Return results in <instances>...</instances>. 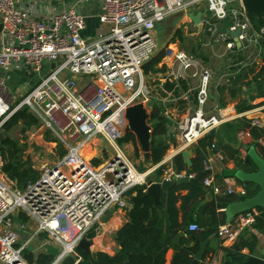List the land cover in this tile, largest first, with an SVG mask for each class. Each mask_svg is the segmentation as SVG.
<instances>
[{"label":"built area","instance_id":"2783aa9c","mask_svg":"<svg viewBox=\"0 0 264 264\" xmlns=\"http://www.w3.org/2000/svg\"><path fill=\"white\" fill-rule=\"evenodd\" d=\"M228 2L102 0L97 30L92 36H83L84 15L75 7L43 17L30 10L36 0H0V76L15 70L35 75L16 99L9 97L5 102L0 96V131L13 112L25 107L36 118L37 127L61 141L71 139L65 142V153L44 165L38 178L23 188L0 169V264H34L23 254L32 245L38 253L52 254L50 264H59L68 255L76 262L82 259L75 248L78 241L89 238L90 232V239L100 234L109 213L125 211L126 191L145 185L150 170H136L118 139L126 124L124 110L137 102L144 105L151 93L146 77L152 75L143 74L142 66L159 50L154 24L176 12L187 20L186 14L204 3L208 16L201 25L210 33L215 18L228 14L231 29L240 27L241 41L260 38L264 42V23L250 31L241 6L227 9ZM226 46L231 47V42ZM161 49L164 54L172 51L169 43ZM174 58L182 68L190 65V56L183 52L175 53ZM205 85L203 74L195 95L197 108L179 125L178 151L223 121L220 115L203 114ZM0 89L5 91L1 78ZM251 124L257 126L261 121L255 118ZM98 135L111 151L104 162L92 165L79 150L85 143H94ZM201 165L207 174L200 182L210 194L245 195L243 184L221 187L214 182L211 158L205 157ZM172 175L194 176L170 171L164 179ZM258 214L254 208L236 212L229 222L217 225L214 234L222 241H234L255 224ZM187 230H197V225L189 223Z\"/></svg>","mask_w":264,"mask_h":264},{"label":"crops","instance_id":"0c3cea01","mask_svg":"<svg viewBox=\"0 0 264 264\" xmlns=\"http://www.w3.org/2000/svg\"><path fill=\"white\" fill-rule=\"evenodd\" d=\"M19 1L24 2L25 0ZM101 2L102 0H36V4L32 5L30 10L34 11L36 15L45 17L52 12L64 10L71 6L75 7V9L84 15L85 25L82 35L92 36L99 26L98 13L100 11ZM239 6V0H229L227 9L237 8ZM192 9L193 10L190 11V13L202 11L206 8L204 3H199ZM207 16L208 12L200 17V21ZM187 25L196 28V34L207 32V35L210 36L209 38L212 41L221 40L225 45V48L218 52H211L207 55L203 52L201 54L194 50L189 54L183 52L186 56H190V65L187 68H182L181 64L174 58L175 53L174 48L172 47V51L169 54H164L161 58V66L164 67L163 64H165L166 68L151 74V81H160L158 88L165 95L159 97L161 102L165 99H168L169 101L173 100L172 105L169 103L171 106L168 104L170 109L172 107V110H175L174 106L179 104L178 106L181 107V110L179 113H175L176 116L183 121L192 114L191 111L197 108L195 95L200 85L201 75H206V100L201 106L202 112L204 115L217 114L223 117V121L220 124L209 130L213 134V142L216 144L220 143V146L218 147L219 149L211 146L212 148L208 151L206 156L207 158H211V174L214 182L221 187L241 184L236 178L222 176L221 171L223 168L240 169L232 160L227 158L230 153L228 145L236 150L234 155L237 158L245 157L250 148H253L257 155H260L259 153H264V78L261 76L263 81L260 80L259 82L252 78V76L263 66V57L253 56L251 53L254 46L259 47V45H262L263 47L264 42L260 38L255 40L251 38L250 41H241V46L239 48L234 46L227 47L226 43L228 40L225 39V37L214 36L213 31L210 33L205 27H202V25L201 29H198V27L190 20H182L181 18L178 21L173 34L179 27L182 26L184 30ZM249 25L250 31H254L251 28L250 23ZM172 46L174 45L172 44ZM177 52L182 51L177 50ZM170 56H172V59L171 63L168 64L166 58H169ZM198 64L203 68L200 72L196 70V65ZM190 66H193V70L188 69ZM250 68L252 71L249 70ZM263 74L264 71L262 75ZM0 78L3 79L5 86L4 92L0 89V96L5 102H8L10 100L9 97L16 99L26 87L33 82L35 75L25 70H15L7 75L0 76ZM178 79H183L186 82L185 90L180 89L177 82ZM165 80L173 81L174 85L178 87L176 95L171 94V91H165L163 87H161V84ZM151 81H149L150 91L153 95L157 96V94L151 90ZM193 93L195 94L194 97ZM166 108L167 107H164L163 115L165 113L167 117L165 115L164 117L167 119V124H170L172 111L170 113V109L169 111H166ZM255 118L261 121L260 125L253 126L251 124V121ZM236 120H239L240 122L236 123ZM224 123H231L232 127L228 128L224 126ZM251 126L260 133L261 136L258 139L249 134L248 128ZM233 127H235L236 131H233ZM177 135L178 134H173V140H166L168 143L167 149L160 161L156 163V166L155 164H151L148 159L146 160L150 165V171H153L158 165L166 164V169H163L162 174L158 178H164L167 173L172 171L171 157L179 152L177 150ZM195 142L196 140L188 147L190 158L193 157V152L190 147L194 145ZM209 197L204 196V200L209 199ZM223 208H220L217 211H223ZM195 215V212H193L187 219L186 224L194 223ZM125 220L126 217L123 210H114L106 215L104 217L105 224H103L102 232L91 239L92 243L89 246L90 250L96 252L101 251L109 255L113 254L117 248L113 239V233ZM33 247H35V245H32L29 249L31 253H38ZM204 248L207 249L206 257L204 259L206 264H222L223 260L226 259L225 249H233L234 251L238 250L245 256L258 253L264 260V223L259 226L256 221L244 235L239 236L234 241H222L215 235L208 236ZM250 248L251 250H249ZM38 251L40 252L41 250ZM172 252V248L166 250L164 256L165 264H169Z\"/></svg>","mask_w":264,"mask_h":264},{"label":"trees","instance_id":"16d2710c","mask_svg":"<svg viewBox=\"0 0 264 264\" xmlns=\"http://www.w3.org/2000/svg\"><path fill=\"white\" fill-rule=\"evenodd\" d=\"M247 18L253 30L258 29L264 23V17L262 16L247 14ZM174 34L180 35L181 33L177 30ZM163 55L164 49H160L151 56L142 66L143 74H153L161 71L163 67L158 68L156 65ZM262 61L263 66L252 76L257 82L262 80L264 57ZM177 82L180 89H186V82L183 79H178ZM161 87L165 91H171L173 95H176L178 90L174 82L168 80H165ZM194 95L193 93V97ZM157 96L162 97L165 95L159 91ZM148 105V122L155 124L150 131L148 161L151 164H156L160 161L168 146V143L161 139L166 132L167 119L163 115L164 106L162 104L154 102ZM238 122L240 121L236 120V123ZM7 124L9 128L14 125H22V129H25L31 125H36L37 120L25 107H22L9 116L3 127ZM224 126L232 127L231 123H224ZM248 129L252 137L258 139L261 136L253 126ZM234 130L235 127H233ZM212 138L213 134L209 131L198 138L195 144L190 147L193 157L190 158L191 164L189 167L184 164L181 153H175L171 157L172 171H183L185 174L192 173L201 181L207 174L202 169V160L207 156L208 151L212 148L211 146L217 149L220 146V143H214ZM126 142L132 143L136 148L134 136L129 131L123 132V135L118 139L119 144ZM24 149L25 144L18 143L15 139L10 137L0 139V169L10 179L14 180L19 188L35 181L39 176L38 171L31 166L28 158L23 157ZM228 149L230 153L227 158L232 160L240 169L246 172L255 169L248 154L243 158H237L234 155L236 150L229 145ZM64 153L65 150H61L59 157ZM259 154L264 160V153ZM97 163V161H94V164ZM163 169L164 165H158L152 173L158 178ZM238 182L245 187L244 196L237 197L231 194L216 196L210 194L207 200H204L205 193L196 186L188 183L174 184L162 193L159 205H155L152 198L145 194L144 184L135 185L125 193L127 207L124 213L126 220L113 233V239L117 245L113 254L109 255L97 251L95 259L92 260L89 253H83L79 250L77 252L82 259H87L91 264H165V252L168 248H172L173 252L169 264H188L198 248V243L208 236L215 235L217 225L224 222L223 211L217 210L223 208L224 203L237 201L256 193L257 186L253 183H243L239 180ZM254 209L259 212L255 222L257 221L260 226L264 223V207L257 206ZM193 212L196 214L194 223L197 225V230L189 231L186 222ZM92 234V232L89 233V238L92 237ZM206 253L207 249L204 248L199 264H206L204 262ZM25 257L34 264H50L52 260V255L49 253L39 252L33 257L29 250H25ZM245 257L238 250L225 249V258L229 262H239L244 260Z\"/></svg>","mask_w":264,"mask_h":264},{"label":"water","instance_id":"95a60500","mask_svg":"<svg viewBox=\"0 0 264 264\" xmlns=\"http://www.w3.org/2000/svg\"><path fill=\"white\" fill-rule=\"evenodd\" d=\"M240 6L244 13L252 14L254 16L264 17V0H239ZM207 13L206 9L202 11H197L195 13H187V18L201 29L200 17ZM173 21L170 22L172 31L168 36L167 40L162 43L159 47V50L166 46L170 36H172L174 30L177 27L178 21L181 18V13H177L176 16L172 17ZM178 18V19H177ZM171 18H169L168 22ZM177 21L175 22V20ZM174 24V25H173ZM232 18L228 14H224L222 17L215 18V28L214 36H223L232 46L239 48L241 46V40L238 38L240 32V27L235 26L231 29ZM158 26L154 24V29H157ZM264 78V74L262 75ZM152 77H146L147 82L151 81ZM123 117L126 121V124L123 128V132L129 131L133 134L135 143L139 146L140 151L144 159L149 157V137L151 128L155 125L154 123H147L149 118V113L146 111L145 106L140 103H134L128 106L124 110ZM9 125H5L0 131V139L6 138L8 135L6 131L8 130ZM183 158L184 164L190 166V151L189 149H182L179 151ZM247 154L251 159L252 163L255 166V169L250 172L243 171L242 169L237 168H223L222 176L224 177H233L243 183H253L257 186V191L255 194L249 197H244L237 201L231 203H224L223 213H224V222H229V220L234 216L236 212L251 209L257 206H264V160L259 155L255 153L253 148L248 149ZM179 183H188L190 185L200 188L202 192L205 193V197H209L210 193L206 190L204 186L201 185L200 180L197 176L187 177V176H174L172 175L169 179L156 178L153 173L148 175L145 182L144 192L152 198V201L155 205L160 204V198L163 192L168 190L172 185ZM92 240L90 238H81L76 244L75 248L83 253H89L91 259H95L96 251L90 250V245ZM207 243V238L198 243V248L194 253L192 259L188 264H199L200 257L202 255L203 249ZM59 264H91L87 259H80L76 262L73 261L71 256H65ZM222 264H264V260L260 257L258 253L246 255L245 259L239 262H229L224 259Z\"/></svg>","mask_w":264,"mask_h":264},{"label":"rangeland","instance_id":"374dc122","mask_svg":"<svg viewBox=\"0 0 264 264\" xmlns=\"http://www.w3.org/2000/svg\"><path fill=\"white\" fill-rule=\"evenodd\" d=\"M177 13H180V12L172 13L166 16L165 18H163L161 21H158L155 23L156 26H158L157 29H154V37H155L157 49H159L162 43L166 41L168 36L170 35L172 31V27H173L170 25V22L173 21L172 17L176 16ZM169 18L171 19L168 22ZM177 19L175 20V22L177 21ZM182 26L178 28L181 34L180 35L174 34L170 36L167 42L169 43V46H171V48L172 47L174 48V53H176L177 50H179V51L189 54L190 52H193L194 50L198 53L202 54L203 52L204 54L207 55L211 52H218L219 50H223L225 48V45L223 44L221 40L212 41L209 38L210 36L207 35V32L196 34L195 33L196 28L191 27L190 25H187V27L183 30ZM172 44L174 46H172ZM251 53L253 56L261 57L262 56V45H259V47L254 46ZM171 59H172V56H170L169 58H166V62L168 64L171 63ZM161 65L162 64L160 60V62H158L156 67L161 68L162 67ZM163 65H164L163 69H165L166 65L165 64ZM192 68L193 66H190L188 69L193 70ZM196 70L200 72L203 70V68L201 67V65L198 64L196 65ZM159 82L157 80H154L153 82L151 81L150 83L151 90H153L154 93H157V94L160 91V89L158 88ZM153 96L154 95L152 93H149L147 96V101L144 104L147 112L149 109L148 104L151 105V103H154V102L162 104L164 107H167L166 111H169L170 106L173 103L172 102L173 100H170L171 101L170 102L168 99H165L163 100V102H161L158 96H154V97ZM169 103H171V105ZM168 104L170 106H168ZM178 105L174 106L175 110H172V107L170 109V113L172 111V115H171L172 119H171L170 124H167L165 135L161 137V139L164 142L169 139L173 140V134L179 133V125L183 121H181L179 117L176 116V113H179L181 110V107ZM191 112L193 113L194 110ZM147 123L150 124L148 120H147ZM22 127H23L22 125H14L11 128H9L8 131H6V133L8 137L15 139L18 143L25 144V149L22 155L24 158H28L29 163L36 171H38V173L40 172L41 168L44 165H50L52 162L56 161L59 158V152L63 149L66 151L65 142L67 144L71 140V139H68L65 141H61L54 134L50 133L48 130L44 128L37 127V125H31L25 129H22ZM96 138L97 140L94 141V143L92 142L87 143V144L85 143L88 149L83 152L85 154L82 153L83 156L88 157L87 160L92 165H96L94 164V161H97L98 163L104 162L110 155V151H111V149L108 147L106 142L99 135ZM120 146L122 147L123 153L133 162L136 170L142 171V172L149 170L150 165L147 163L148 161L146 162V159L143 158L142 152L140 151L139 146L137 144H136V148L130 142L122 143ZM185 149H188V147ZM79 154L81 155L80 151H79ZM165 165L166 164H164V169H166ZM151 173H152V170L151 171L149 170V172H147V177ZM49 248L52 251H56L57 249V247H55L54 245H50ZM23 254L25 256V251L23 252ZM36 254L37 253H31L33 257Z\"/></svg>","mask_w":264,"mask_h":264},{"label":"bare ground","instance_id":"6f19581e","mask_svg":"<svg viewBox=\"0 0 264 264\" xmlns=\"http://www.w3.org/2000/svg\"><path fill=\"white\" fill-rule=\"evenodd\" d=\"M198 121H199L198 119H194V120H193V122H195V123H197ZM87 149H88L87 145L84 144V145L80 148V150H79L80 153H81V155H82V152L85 151V150H87ZM82 156H83V155H82ZM83 158H84L85 160H87L88 157H87V156H83Z\"/></svg>","mask_w":264,"mask_h":264}]
</instances>
